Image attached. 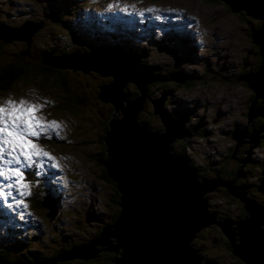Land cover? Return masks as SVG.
Returning a JSON list of instances; mask_svg holds the SVG:
<instances>
[{
	"label": "rangeland",
	"instance_id": "rangeland-1",
	"mask_svg": "<svg viewBox=\"0 0 264 264\" xmlns=\"http://www.w3.org/2000/svg\"><path fill=\"white\" fill-rule=\"evenodd\" d=\"M41 1L48 11L44 12V6L41 8L42 3L38 4L36 0H0V39H5V42L8 43L10 40L13 41V49L20 51L19 53L24 58L38 54L36 63H39L41 51L44 53L53 51L50 56H59V52L61 53L62 50L67 52L64 56H69L79 50L85 53L83 45L87 42L92 45L99 43L109 45L108 50L106 47L102 48L110 51L109 56L115 49L120 48L119 46L135 51L131 53L142 57V59H138L139 66L144 64L147 67H152L151 71L155 76H166V79L177 80L176 82L174 80L161 81L160 84L163 82L168 85V91L163 94L162 90L157 91L158 86H156L155 80L147 82L148 88L146 89V85H144L141 90L136 88L133 81L127 80L121 87V91H125L129 87L135 90L136 100L131 103L135 104L133 109L137 120L144 121L145 125L142 127L148 126V130H151V126L161 129L162 120L158 116L159 114L148 116V113L154 111V100L164 99L162 109L165 113H173L177 109V104L183 102V107L190 110L188 116L190 120L184 122V127H190L193 124L192 134L203 130L204 134L208 135L206 139L189 140L191 146L185 149V153L188 158H191L190 164L193 168L201 167L202 170L209 168V173H214L218 169L217 165L224 158V150L225 153L228 152V148L234 142L228 136V132L235 131L234 129L240 126L238 124L244 126L253 121L248 122L247 120L250 91L244 85L237 83L236 76L243 70H250L254 65L259 64L260 48L259 45L252 42L251 27L260 24L258 28H261L263 22L259 19L262 18L253 20L249 16L247 21L243 18L246 15L245 12H232L220 0ZM162 31L165 33L164 37L161 35ZM24 39H28V46L25 45ZM94 47L99 49L96 45ZM173 66L177 67L174 71L181 72L168 75L167 71L171 70ZM63 69L67 70V80L71 83L68 87L71 99L76 98L75 91L87 95L95 94L97 91L101 92V89H98L99 86L97 87L98 84L107 86L112 82L111 75L101 76L95 70H87L84 73L78 68L73 70V68L65 67ZM183 73L187 76L186 78L182 75ZM87 74H90L91 77ZM31 83H35L33 79H21L17 84L12 85V90L0 94V103L9 98L16 101L20 99L34 101L36 97H40L41 103L44 100L51 101V105L46 106L38 115L42 114L48 121L62 122L64 127L61 130L62 138L53 135L54 145L48 143L51 140H46L43 143L37 142L38 147L36 148H42L56 158L49 160L48 164L58 170L59 174L56 175L57 172L53 177L49 176V181H44V183L49 187V190L55 193V196L59 197L58 208L54 209L53 202L42 197L44 206L42 211H38V214L42 215L46 211L50 216L47 221L36 217L30 210L31 199L40 193L42 182L33 189L28 185L26 188L23 187V181L18 192L21 196L20 210L24 213L17 211L15 214L22 217L15 216L9 220L12 223L16 220H33L37 226H40V223L42 226L36 232L35 228L31 226H29V230L25 231L26 227L24 226L22 232L25 237L20 235L15 237L13 232H16V229L8 228L7 224L0 222V235L4 236L8 244L13 246L17 252L26 253V258L28 253H33L36 257L48 255L55 252V249L64 242L66 245L68 243L78 244L79 241L85 242L88 237L93 235L94 230L99 229V225H104L103 220L99 219L97 215L102 217L106 212L112 210L111 205L106 202L110 189L98 177L102 166H96L89 155L98 149L94 140L98 138L100 126L106 119L103 117H106L110 110L115 112L112 117L121 116L119 108L115 111V106L109 101H102V106L98 105L96 98H90L85 102L89 106L87 111L90 113L88 115H78L69 111L64 104L58 101L54 94L55 90L52 89L56 85L52 81L50 88L41 85L47 94L40 88L30 85ZM123 96L127 98L124 94ZM98 111H101L102 115ZM180 116H182L181 111L178 109L177 115L172 119H177ZM156 123L157 125H153ZM74 124L76 127L82 126L81 138H76L77 143L72 147H60L58 144L62 143L66 134L71 139L77 137L79 132L76 131L77 128ZM69 130L71 135L68 133ZM163 131L164 129H161V132ZM259 138L258 146L250 147V150L248 149L243 156H246L247 160L258 158V161L262 160V165L254 167V163L243 162V166H240L238 163V175L229 179L227 183L234 186L236 182H240L242 177L240 173L244 166H246L245 170H248L245 173L249 180L257 182L264 167V127L259 132ZM53 165L56 166L53 167ZM228 167V162L223 164L224 169ZM218 182L216 180L215 184ZM218 184L223 185L224 183L219 182ZM22 192L25 194L21 195ZM250 192L251 190L246 194ZM254 199L252 201L258 206L264 205L258 201L261 197ZM212 200L213 210L230 212V214H234L236 211L238 214L241 213L240 204L227 196L223 190L219 191ZM226 202L235 204L232 208L228 206L234 213L226 210L224 205ZM204 204L207 213H212L209 205L206 202ZM87 213L96 216L90 218L94 222L87 221ZM212 214L216 216L219 213ZM76 226L81 230L78 231ZM209 226L210 224L196 231L189 242L193 240L198 242L202 239V233L206 234L208 248H213L211 263L226 264L224 261L234 257L227 248L229 247L226 244L227 236L218 226L222 239L217 236L211 238V235L207 233V229H210ZM260 226L262 227V224ZM108 229L102 228L103 232ZM34 234L40 237V241L32 244ZM22 242L24 245L26 244L25 247L21 245ZM99 246L102 244H95L94 249ZM188 246L195 250L194 247ZM74 249L72 248L68 254H63V257L72 256L70 258H75L73 257ZM117 251L120 252L121 248L111 250V254L117 257L119 255ZM217 255H219L220 262H218Z\"/></svg>",
	"mask_w": 264,
	"mask_h": 264
},
{
	"label": "water",
	"instance_id": "water-1",
	"mask_svg": "<svg viewBox=\"0 0 264 264\" xmlns=\"http://www.w3.org/2000/svg\"><path fill=\"white\" fill-rule=\"evenodd\" d=\"M220 1L232 12L245 10L248 16L264 19V0ZM252 42L259 45L261 67L257 73L237 78L238 81H246L254 93V101L247 109L248 122L256 116L264 119V106L256 108L258 99L264 103V24L260 30L252 33ZM52 52L42 54L43 63L73 70L78 68L84 73L95 70L101 76L113 75L114 80L100 87L101 92L97 97L103 102L110 101L115 111L119 108L123 114L119 121L115 118L110 120L111 131L105 139L109 154L104 168L117 184L120 194L118 218L111 226L113 228L102 232L98 239L75 248L73 257H96L95 253L99 250H94V245L108 244L103 249L121 248L120 252L117 251L119 255L114 259L115 264H199L197 249L189 248L188 242L203 226L216 223L229 239L235 255L246 264H264V230L259 227L264 224V209L244 197V189L248 187H235L227 182L223 184L230 195L241 200L245 210L251 213L250 217L239 222H217L212 213H207L203 197L221 184L218 182L216 185L211 180L200 183L196 172L170 153V147L166 146L175 138L191 137L190 132L183 129V123L190 114L172 119L162 109L164 99H156L153 102L154 112L159 113L165 132L150 133L135 124L131 101L136 98L128 100L121 93V87L127 80L133 81L141 90L146 82L174 79L155 76L150 69L139 66V55L113 52L109 56L106 50L95 47L90 49L89 54L76 52L69 56H50ZM122 100L126 101L125 107L121 105ZM263 125L264 122L250 135H247L245 127L244 134L256 135L262 131ZM231 136L238 140L235 131H232ZM235 223L239 227L237 232L233 231L235 227L231 228ZM234 234L238 238H234ZM110 240L115 242L114 245H111ZM236 240H240L237 245L234 244ZM55 261L57 259L32 264H55ZM0 264L9 263L0 259ZM15 264L22 263L17 260ZM204 264L212 263L207 260Z\"/></svg>",
	"mask_w": 264,
	"mask_h": 264
},
{
	"label": "trees",
	"instance_id": "trees-1",
	"mask_svg": "<svg viewBox=\"0 0 264 264\" xmlns=\"http://www.w3.org/2000/svg\"><path fill=\"white\" fill-rule=\"evenodd\" d=\"M36 1H38V0H36ZM30 2L33 3V1H30ZM247 17H249V16L245 15L243 18H245V20L248 21ZM251 18L254 20V17H251ZM262 24H261V28H262ZM259 25L260 24H258V26ZM258 26H256L257 28L256 27H251V28L261 29V28H258ZM24 41L26 42L25 45L28 46L27 45L28 39L27 40L24 39ZM12 44H14V43L11 40H10V43H8V42H5V39L4 40L0 39V94L12 90L11 89L12 85L17 84L23 78H27V79H33V82H35V83H31L30 85H34V86L40 88L43 92H46V90L41 85L47 86V88H50V84L52 81L56 85L52 89L55 90L54 94H56L58 101L61 104H64V106H66V108L69 111L74 112L78 115H88L90 113L87 111L89 106H87V104L85 103L90 98H96V102L98 103V105H101L102 100L97 97L98 94L100 93V91H97L95 94L87 95V94H84L82 92H78V91L76 92L74 90L76 93V98L71 99L70 95L68 93V87L70 86L71 83L68 82V80H67V78H68L67 70L60 68V67H56V66H52V65H48V64L43 63L42 62V54L44 53V51L40 52L39 63H36L37 62L36 60H38V58H37L38 54H32L31 55L32 57L29 56L27 58H24L21 55V53H19L20 51L13 49ZM83 46H84L83 49H85V53L88 54V52H90V49L92 47H94V44L92 46V44L90 45L89 42H87ZM119 47L122 50H124V51H122L123 53L128 54L131 52H133V53L135 52V51H131L128 49H127V51H125L126 47H124V48H122L121 46H119ZM66 54H67V52L64 50H62L61 53L59 52V56H64ZM261 64H262V55L260 54L259 64L255 65L251 70H243L240 74H238L236 76L237 83H240V84H242L248 88V84L246 81H244V80L238 81L237 78L239 76H242V75L257 73ZM140 65L143 66V64H140ZM145 68L150 69V70L152 69V67H150V66H148V67L146 66ZM178 72H181V71H179V70L174 71V73H178ZM170 74L171 73H168V75H170ZM87 75L91 77L90 74H87ZM183 75L185 78L187 77L184 73H183ZM98 82H101V81H98ZM155 82H156V86H158L157 91L162 90V94L164 92L168 91L167 90L168 85H166L164 83L160 84V82H161L160 80H155ZM98 86H99L98 89H100V87L106 86V84H103V85L98 84L97 87ZM95 89H97V88H95ZM251 90H249L250 91L249 100L252 102L253 101L252 100L253 99V93L251 92ZM134 91L135 90H132L129 87L125 91L122 90L121 93H123L127 97L128 100H132L133 98H136V93ZM46 94H47V92H46ZM162 94H161V96H162ZM124 103H125V101L121 102V105L123 107H124ZM111 104H113V103H111ZM261 105L264 106V103L261 104V101L259 102L257 100L256 108H258ZM163 111H164V109H163ZM180 111H181V115L186 114V113L189 114V109L184 108V109H180ZM120 112H121V110H120ZM177 112H178V109L174 110L173 113H167V114H169L170 117L172 118V117H175L177 115ZM98 113L101 114V111H98ZM113 113L114 112L112 110H110L109 114L107 113L106 117H103L106 119L102 122V126H100L101 129H99L98 138H96V140H94V144L98 145V149L89 155L91 157V161L94 160V164L96 166H102V168L99 171L98 177L110 189L108 196H107V199H106V202L109 205H111L112 210L111 211L109 210V212H106L102 217L97 215V217L99 219L103 220L104 225H99L100 226L99 229L94 230L93 235L91 237H88L87 241H85V242L79 241L78 244L68 243V245H66L64 242L59 248L55 249V252H52L48 255H44L42 257H36V256H34L33 253H28V256L26 258L25 257V255H27L26 253L21 254V252H17V250L15 248H13V246L8 244L6 238L4 236L0 235V241H1L0 242V259H3L6 263H9V264H15V262L17 260L20 261L22 264H32V263L50 261L53 259H57V261L54 262L55 264H115L114 259L116 258V256L111 254V250H113V249H111V250L103 249L105 247H108L107 244L99 246L98 248L94 249V250H97V249L99 250L98 252L95 253L96 257H90V258H86V259H81L78 257L70 258L72 256L63 257V254L70 253L72 251V248H79V247L83 246L84 244L87 245L93 239H98L100 237L101 233L103 232L102 228L105 227V228L112 229L113 227H111V226L116 222V220L118 218L119 211H120L119 203L121 202L120 201V194L116 188L117 184L108 175L107 169L104 168V163L108 160L107 155L109 154V152L107 151L108 147L105 143V139L107 138V133L109 132V129H110V124L108 122H110V120L114 119V118L117 120H120L121 118H123L122 112H121V116L118 118H116L115 116L112 117ZM155 113L156 112L151 111V113H148V116H150V115L155 116L156 115ZM187 120L189 121L190 119H187ZM135 122L138 126H141V127L142 126L144 127V125H145L144 121L137 120V115H135ZM74 125H75V128H77L76 131L79 132L77 137H72V139H71L65 133L66 138L63 137L62 143L58 144L60 147H65V146L72 147L73 145H76L75 143H77L76 138L77 139L81 138L82 126L76 127V124H74ZM153 125H157V123L153 124ZM160 125H161V123H160ZM193 126H194L193 124L190 125L191 128L183 126V129H186L190 132L191 137L182 136L180 138H175L173 141L166 143V146L168 145L169 147H171V149H173V151H174L173 154L176 157H178L181 162L185 163L187 166L192 168L196 172V175L199 179L202 178L203 180L213 181L214 179L218 178V180H223L224 179L223 176H220L217 178H214L213 176H208V177L204 176V171L201 169V167H199V168L194 167L193 168L192 165L190 164L189 161L191 158H188V155L185 153V149H187L191 146V144L189 143V140L206 139L208 137V135L204 134L203 130L198 131L196 134H192L191 131H192ZM102 129H104V130H102ZM146 129L148 130V126L146 127ZM161 129H162V125H161ZM161 129H157L154 126H151V130H148V131L150 133H162ZM163 129H164V127H163ZM68 133L71 135L70 130ZM231 133L232 132H230V134ZM46 140H51L50 142H48L51 145L55 144L53 135H52L51 139L41 138L39 140V143L46 142ZM75 150H78V149L75 148ZM233 153H234V149L232 148V146H230V148H228V152L225 153V150H224V157H226V159H224V160H229L228 157ZM208 166H210V164H208ZM217 166H218V169H220L222 171V173L225 175V173L227 172L226 169H224L223 166L219 167V164ZM253 166L256 167V165H253ZM59 168H60V165H59ZM214 168H217V167H214ZM215 171H217V169ZM246 171H248V170H241V174L245 175V180H244V182H241L240 184H237V185L238 186H241V185L247 186L248 188L245 189L246 191L251 190V192L247 194V198L249 200L252 201V200H255L254 199L255 197H261V199L258 201L264 203V186H258L259 184H254L253 182H251L245 173ZM237 173H238V168L231 173V178L238 175ZM55 174L58 175L59 171L56 170L55 168H53V169H47L44 172L39 173V175H34V173L30 172L26 175V178H25L28 185L32 186L33 189L36 188L37 184H40L42 182V184H40L41 185L40 190H39L40 193L37 195H34V197L31 199V205H30L31 209L30 210H31V212L34 213V215L36 217H40L44 221H47L50 215H48L46 211H44L42 215L38 214V211H42L43 206H44L42 197L48 198L47 199L48 201L53 202L54 209L58 208V206L60 204L59 197L55 196L54 195L55 193L52 192V190H49V187L44 183V181H49V179H48L49 176L53 177ZM262 175H263V173L260 175V177H262ZM258 179H259V177H258ZM227 180H229V179H227ZM262 183H264V181ZM51 189H53V188H51ZM220 189L221 188H214L213 190L206 192V194L203 197L205 202L209 205L210 211H212V213H219L216 216H214L215 221H217V222H226V221L239 222V221H244V219L246 220V217H245L246 216V210L244 207L243 208L241 207V213H239V214H238V211H236L234 213L232 210H230L228 208V206H230L232 208L233 205H235L234 203L228 204V202H226V204H224L226 206V210L232 211L234 214H230V212H225V211L213 210L214 203H213L212 198L215 197L219 193ZM33 193H34V191H33ZM228 194H229V191L226 192L227 196L230 195V194L229 195ZM229 197L233 198L232 196H229ZM261 208L264 209L263 205ZM11 216L12 217H15V216L16 217H22V216L15 215L14 213L10 212L9 210L5 209L4 207H2L0 205V222L7 224L8 228L14 227L16 229V232H13V235L15 237L18 235H20L21 237H25L24 232H22V229H23L22 227H24V226L26 227L25 231L29 230V226H31V227L35 228V232L38 231L39 228L42 226L41 223H40V226H37V224H35V222H33V220H16L12 223L9 220L12 218ZM27 217H28V214H27ZM86 217H87L88 222H94V220L90 219V218L96 217V216H94L93 214L87 213ZM235 225H237V223L232 224L231 228L235 227L236 229H234L233 231L237 232L238 231L237 229L239 227L235 226ZM218 226L219 225L216 223H211L209 226L210 229H207V233L211 235L210 236L211 238H213L214 236H217L219 239L220 238L222 239V235L220 234V232L218 230ZM259 227H261V226L259 225ZM76 228L78 231L81 230V228H79L77 226H76ZM261 228H263L262 230H264L263 225ZM234 238H238V235L234 234ZM39 241H40V237H38L34 234L33 239H32V244L38 243ZM226 241H227V243L226 242L225 243L229 246L227 248L230 250L229 253L231 254L233 248H232L231 243H230L228 238H226ZM239 242H240V240H236V241H234V244L237 245ZM9 243H13V242H9ZM21 245L23 247H25L26 244L24 245L22 242ZM111 245H114V243L112 241H111ZM188 245L197 249V256L200 259L199 264H204L207 260H209L211 262V260H212L211 254L213 253V248L212 249L208 248L209 244H208V237L206 234L202 233V239L201 240H199L198 242H196V240H193L192 242H189ZM213 246H215V245H213ZM5 250H7V252H5ZM231 255L234 257H232L228 261H224L226 264H230V263H232V264H246L243 260H241V258H239V256H235V254L233 252ZM217 257H218V262H220L219 255H217Z\"/></svg>",
	"mask_w": 264,
	"mask_h": 264
},
{
	"label": "snow or ice",
	"instance_id": "snow-or-ice-1",
	"mask_svg": "<svg viewBox=\"0 0 264 264\" xmlns=\"http://www.w3.org/2000/svg\"><path fill=\"white\" fill-rule=\"evenodd\" d=\"M154 11V10H150ZM51 101L44 100L40 102V97L34 101L20 99L16 101L12 98L0 103V164L5 167L0 168V178L12 181L14 177L22 179V173L19 168H13L14 164H21V157L24 158L26 167H31L37 163L33 157L40 159L39 167H43V159L55 160L49 152L42 148L36 149V144L40 137L51 139L52 135L61 137V130L64 125L57 120L48 121L42 114L46 106L51 105ZM5 133L7 135H5ZM6 146H8L6 150ZM31 147L34 151H26ZM56 165H53L55 167ZM6 173H9L6 175ZM20 182L19 179L16 180ZM11 188L12 184L9 183ZM27 187V185H23ZM25 193H21L24 195Z\"/></svg>",
	"mask_w": 264,
	"mask_h": 264
},
{
	"label": "flooded vegetation",
	"instance_id": "flooded-vegetation-1",
	"mask_svg": "<svg viewBox=\"0 0 264 264\" xmlns=\"http://www.w3.org/2000/svg\"><path fill=\"white\" fill-rule=\"evenodd\" d=\"M39 2H41L42 3V1L40 0ZM39 2L37 1V3L39 4ZM42 6H44V8H43V11L45 12V11H48L47 10V8H46V6L42 3V5H41V8H42ZM54 8H56L55 6H54ZM57 9V8H56ZM89 44L91 45V43L89 42ZM98 46L99 47V49H102L103 48V46L105 47V45L104 44H101V43H99V44H94V46ZM255 66V65H254ZM253 66V67H254ZM252 67V68H253ZM176 68L177 67H172V69L171 70H168L167 71V73H171V74H173L174 73V70H176ZM251 68V69H252ZM250 69V70H251ZM170 71V72H169ZM163 83V82H162ZM250 90V89H249ZM251 92L253 93V91L251 90ZM253 101H254V93H253V99H252ZM250 101V100H249ZM252 101V102H253ZM258 101L260 102L261 100L260 99H258ZM251 101H250V104L252 103ZM249 104V105H250ZM261 104H262V101H261ZM111 105V104H110ZM176 108H184L183 107V102H180V103H178L177 104V107ZM248 120V119H247ZM251 120H253L252 122H250L249 124H246V125H242V124H238V125H240V126H238V127H236L234 130H235V136L237 137V141L235 140V139H233L232 137H231V134H230V132H228V134H229V136L233 139V144H232V148L234 149V153L233 154H231L229 157H228V159L229 160H224V159H226V157H224L222 160V162L219 164V167L220 166H223V164L224 163H227L228 162V164H229V167L228 168H226V173H225V175L222 173V171L220 170V169H217V171H215L214 173H209L208 171H209V168H207L206 170H203L204 171V176H213L214 178H217V177H220V176H223L224 177V179L223 180H218V178L217 179H214L213 181H219V182H228L229 180H227V179H230L231 178V173L234 171V170H236L237 168H239V165H238V163L240 164V166H243V162H247L246 164H248V163H254V165H256V167H258V166H261L262 165V160L261 161H258V158L257 159H253V160H247V158L245 157V156H243L244 154H246V152H247V150L249 149L250 150V147H252V146H254V147H257L258 146V144L260 143V138H259V133L258 134H256V135H253V136H246L245 134H244V129H245V127H246V132H247V135H250L251 133H252V131L253 130H255V131H257L258 129H259V126L260 125H262L263 124V122H264V119H263V117H261V116H256V117H254L253 119H251ZM250 120V121H251ZM163 127H164V125H163V123H162V129H163ZM264 127V126H263ZM232 132V131H231ZM170 153H174V151H173V149H171V147H170ZM174 155V154H173ZM245 167L246 166H244L243 168L244 169H241V170H245ZM262 173H263V175H262V177H259V179L257 180V182H253L254 184H259L258 186H264V183H262L263 181H264V168H263V170H262ZM241 174V173H240ZM197 177V176H196ZM239 177V176H238ZM199 179V178H198ZM201 182L200 183H202L204 180L201 178V179H199ZM241 181L240 182H236L235 183V187H239L237 184H240L241 182H244V180H245V175H242V177H241V179H240ZM262 183V184H261ZM250 184V183H249ZM215 188H221L220 189V191L221 190H223V191H225V192H228V188L227 187H225V186H223V185H219V186H217V187H215ZM238 190H239V192L241 191V189L240 188H238ZM244 191L245 192H249V191H246L245 189H244ZM229 195V194H228ZM229 196H232L239 204H240V208L242 207L243 208V203L241 202V200L238 198V197H236L235 195H229ZM244 197L245 198H247V194L245 193L244 194ZM242 205V206H241ZM263 207H264V205H263Z\"/></svg>",
	"mask_w": 264,
	"mask_h": 264
},
{
	"label": "bare ground",
	"instance_id": "bare-ground-1",
	"mask_svg": "<svg viewBox=\"0 0 264 264\" xmlns=\"http://www.w3.org/2000/svg\"><path fill=\"white\" fill-rule=\"evenodd\" d=\"M69 5V4H68ZM112 9V8H111ZM240 11V10H239ZM241 12H245V10H243V11H241ZM62 13V12H61ZM67 14V13H66ZM245 14H246V12H245ZM250 17H252V16H250ZM260 21H262L263 22V24H264V19H259ZM71 21V20H70ZM72 22V21H71ZM98 24V23H97ZM71 25V24H70ZM73 26V25H72ZM74 29V28H73ZM257 30H260V29H253L252 28V31L253 32H255V31H257ZM71 31V30H70ZM107 33V32H106ZM90 39V38H89ZM95 43V42H94ZM105 43V42H104ZM113 43V42H112ZM119 44V43H118ZM124 45V44H123ZM93 46V45H92ZM109 45H105V47H106V49L108 50L110 47H108ZM104 47V46H103ZM116 47V46H115ZM106 50V51H107ZM127 50V48L125 49V51ZM123 50H121V49H119V48H117V49H115L113 52H122ZM110 51H107L106 52V54L108 55V53H109ZM90 52H88V54H89ZM123 53V52H122ZM78 54H85V53H82L81 51H78ZM128 54H132V55H135V54H133V53H128ZM150 55V54H149ZM139 59H142V57L141 58H139ZM149 63V62H148ZM159 65V64H158ZM147 65H144L143 64V67L145 68ZM177 69V68H176ZM183 72V71H182ZM183 75V74H182ZM110 77H112V81L114 80V77H113V75H111ZM108 83H110V82H108ZM147 84V82L145 83V85ZM127 86V85H126ZM137 88V87H136ZM148 88V86L146 85V89ZM143 101H144V98H143ZM134 103L132 104V106L134 107ZM167 109V108H166ZM159 114V113H158ZM163 123V122H162ZM164 125V124H163ZM148 131V130H147ZM165 132V126H164V131L162 132V133H164ZM205 181H207V180H204L203 182H205ZM202 182V183H203ZM214 183H215V181H213ZM204 202V201H203ZM246 213H247V215H246V219L248 218V217H250V212H248L247 210H246ZM263 225V227H264V224H262ZM34 262V261H33Z\"/></svg>",
	"mask_w": 264,
	"mask_h": 264
},
{
	"label": "clouds",
	"instance_id": "clouds-1",
	"mask_svg": "<svg viewBox=\"0 0 264 264\" xmlns=\"http://www.w3.org/2000/svg\"><path fill=\"white\" fill-rule=\"evenodd\" d=\"M176 82V81H175Z\"/></svg>",
	"mask_w": 264,
	"mask_h": 264
}]
</instances>
